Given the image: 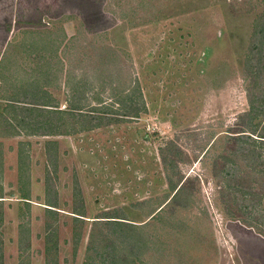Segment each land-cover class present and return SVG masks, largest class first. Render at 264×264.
Here are the masks:
<instances>
[{"label": "rangeland", "instance_id": "374dc122", "mask_svg": "<svg viewBox=\"0 0 264 264\" xmlns=\"http://www.w3.org/2000/svg\"><path fill=\"white\" fill-rule=\"evenodd\" d=\"M262 10L264 0H0L2 264H102L115 237L102 215L140 225L139 247L120 254L134 264H264V153L250 160L232 139L256 141L264 120L246 116L258 91L242 75ZM36 78L59 109L82 92V111L118 110L111 96L137 83L143 110L73 135H14L5 104Z\"/></svg>", "mask_w": 264, "mask_h": 264}, {"label": "trees", "instance_id": "16d2710c", "mask_svg": "<svg viewBox=\"0 0 264 264\" xmlns=\"http://www.w3.org/2000/svg\"><path fill=\"white\" fill-rule=\"evenodd\" d=\"M39 57L43 61L41 62L46 65V62H44L46 53L42 51ZM242 67L244 70L242 74L244 79H251L253 88H256L258 91L257 94L253 93L248 97V110L246 116H248L249 120L260 116L264 118V10L253 18L247 48L242 59ZM46 79H48V73L45 69L42 71L40 82L44 84ZM260 79H263V82H260ZM128 91V89H125L121 93L111 96L116 107H118L116 111L112 110L107 105L100 108L99 106L93 105L89 106L88 110L82 111V100L80 98L82 92L77 91H72L68 107H66V109H59L56 103H53V97L50 93L46 89L39 87L38 78H36L29 82L26 87H21V90L8 98L5 104V108L8 109L7 113L9 114V123L7 122V126L15 129L12 133L14 135H18L22 132L25 135L58 136L73 135L101 126L119 123L124 121V119L136 117L138 113L143 110V108L140 109L138 106V100L141 99L138 84L135 83L132 85L130 93ZM0 116L2 115L0 114ZM251 127L250 124L244 126L246 131L252 133L255 130L254 127ZM256 136L258 139L254 141L248 134L236 135L235 138H232L233 140L236 139L237 146L236 150L233 151L248 156L250 160H259L260 154L264 153V120L260 124ZM254 142H256L257 145L254 144ZM49 145H55V141H46V148ZM254 147L259 148V150H255ZM46 159L52 168L51 172H54L56 166L55 152L52 154L47 152ZM51 172L47 170L44 178V191L46 195H48L49 189H52L50 183V180H52ZM75 189L76 188L73 189L74 196H76L77 193ZM170 189L174 190L175 186H170ZM176 191H178V189ZM46 202V205L50 207L45 208V213L52 216L56 215L57 211L52 209L56 208L55 195L48 198ZM72 213L76 216L78 215V217L74 216L75 221L81 219L79 217L84 216L82 214L83 211L77 210L76 206ZM96 218L105 219L95 220L96 222L103 221L101 224H111L110 233H113L117 240H119L117 242L118 244H116V238H113V236L109 237V244L106 246L107 249L102 256L101 263L134 264L133 260L126 257L122 258L120 254L124 246L134 249L139 247L138 245L142 242L140 225L114 220V216L102 215L96 216ZM116 226H118V229L115 228ZM44 228L46 230L45 239L47 241L49 235L54 234V229L49 223H46ZM0 264H2L1 252ZM82 264L98 263L93 261L89 256H86Z\"/></svg>", "mask_w": 264, "mask_h": 264}, {"label": "crops", "instance_id": "0c3cea01", "mask_svg": "<svg viewBox=\"0 0 264 264\" xmlns=\"http://www.w3.org/2000/svg\"><path fill=\"white\" fill-rule=\"evenodd\" d=\"M14 197V193H12V192H8V197ZM1 197H4V196H1L0 195V202L1 201H3L4 200V198H1ZM46 236V234L44 233V235H43V237H45ZM0 252H1V245H0ZM2 254V253H1Z\"/></svg>", "mask_w": 264, "mask_h": 264}]
</instances>
